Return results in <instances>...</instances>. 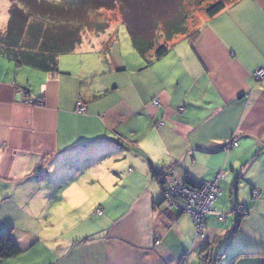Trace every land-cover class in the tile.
Masks as SVG:
<instances>
[{"label":"crops","instance_id":"obj_1","mask_svg":"<svg viewBox=\"0 0 264 264\" xmlns=\"http://www.w3.org/2000/svg\"><path fill=\"white\" fill-rule=\"evenodd\" d=\"M196 30L149 67L116 60L107 36L83 39L54 74L0 56V234L21 250L2 264H264V0ZM152 169L224 174L204 238L190 216L165 217Z\"/></svg>","mask_w":264,"mask_h":264},{"label":"trees","instance_id":"obj_2","mask_svg":"<svg viewBox=\"0 0 264 264\" xmlns=\"http://www.w3.org/2000/svg\"><path fill=\"white\" fill-rule=\"evenodd\" d=\"M239 0H10L9 21L5 31L0 32V56L15 62L17 66H27L43 73H57L59 58L74 53L83 43V35L91 25L87 21H60L58 18H84L83 13L100 10H115L121 14L133 49L143 58L147 67L164 58L170 52L173 42L180 37L194 41L198 30L191 31L193 20L190 8H203L205 15L213 18L228 5ZM186 3H188L186 5ZM99 34H105L108 27L96 25ZM106 44V51L113 45L114 37ZM152 177L159 183L163 193V204L168 211L165 217L172 214L178 217L185 215L171 208L164 197V185L172 176L157 173L152 169ZM186 186L196 188L197 182L188 178ZM241 218L244 208L236 205ZM214 210V209H213ZM189 216V215H188ZM191 217V216H190ZM192 219V217H191ZM193 221V219H192ZM194 223V222H193ZM195 226V225H194ZM21 254L15 242L13 230L0 234V263ZM206 264H214L212 258L205 257Z\"/></svg>","mask_w":264,"mask_h":264},{"label":"rangeland","instance_id":"obj_3","mask_svg":"<svg viewBox=\"0 0 264 264\" xmlns=\"http://www.w3.org/2000/svg\"><path fill=\"white\" fill-rule=\"evenodd\" d=\"M65 1L67 3L73 2V0H65ZM186 1L190 2V0H186ZM198 1L199 0H192L193 3H196ZM228 1L232 2L235 0H228ZM7 2L9 3L10 0H0V32L5 31V29L7 27V23H8V16H7L8 3ZM210 3H212V2H210ZM210 3H206L203 8H193V7L190 8V10L192 11V18H193V20L190 24L191 31L196 30L197 27L199 26V24L202 23L203 19L207 17L205 15V9H206L207 5H209ZM187 4L188 3H186V5ZM82 15L84 16V18L81 17V19L78 17H75V18H71V17L69 18L68 17L65 19H61V18H58V19L60 21H63V22L65 20L66 21L67 20L73 21L77 24L79 23V21H82V20H84L85 22L87 21V24L91 25V27L87 28L86 32L83 35V39H85L86 41L92 40V38H95L97 36L112 37L114 34L115 40H114L113 44L115 43V46L113 48V51H114V57L116 58V60L123 58L127 62V64L129 65L130 69H133L139 63L144 64L140 55H138V53L132 47L130 35L128 33V30H127L125 24L122 22V17H121L120 12L118 11V9L111 10V11L110 10H100V11L95 10V11H90L86 14L83 13ZM6 16H7V20L4 19V17H6ZM78 19H79V21H78ZM97 24H102V25H105L108 27V30L106 31L105 35L102 33L99 34L100 32L99 33L97 32V29H96ZM82 48L84 51H87V52H89L91 49L87 43ZM88 56L91 57V60H87V62L89 64H94V62L92 60H95V62H97V64H98V60H99L98 55H87L86 58ZM81 184H83V183H81ZM91 187L92 188H89V185H88L87 189L88 190H91V189L95 190L93 188V185H91ZM76 192H78V191H76ZM78 202H79V200L77 199L76 203H78ZM163 206L167 208V205L164 204ZM79 214H77V215H79ZM40 221H43L42 224L45 223V221H46L45 215H43L42 220H40ZM40 221H38V222H40Z\"/></svg>","mask_w":264,"mask_h":264},{"label":"built area","instance_id":"obj_4","mask_svg":"<svg viewBox=\"0 0 264 264\" xmlns=\"http://www.w3.org/2000/svg\"><path fill=\"white\" fill-rule=\"evenodd\" d=\"M253 78L256 81L264 80V70L256 71L253 74ZM28 104L40 105V102L29 101ZM153 105L159 107L161 104L156 99L153 101ZM76 113L79 115H85L87 113V105L84 101L80 100L78 102ZM232 147H237V144L233 143L229 148ZM223 178L224 174L220 173L212 182L195 180L197 182L196 188L186 186L184 182H181L174 176L166 180L164 185L166 202L171 208L192 217L196 234L199 238H204L205 236L207 230L206 217L216 214L213 210V205L221 196L218 184ZM237 211L241 210L238 209ZM97 214L102 215V211L98 210ZM219 219L224 221L225 217L219 216Z\"/></svg>","mask_w":264,"mask_h":264}]
</instances>
